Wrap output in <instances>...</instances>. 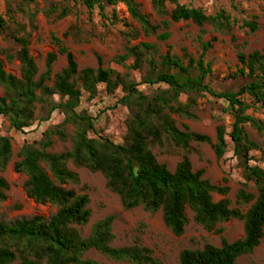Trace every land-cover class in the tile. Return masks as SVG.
<instances>
[{
  "label": "trees",
  "instance_id": "trees-1",
  "mask_svg": "<svg viewBox=\"0 0 264 264\" xmlns=\"http://www.w3.org/2000/svg\"><path fill=\"white\" fill-rule=\"evenodd\" d=\"M2 1L0 39L5 47L0 49V119L16 132L48 122L54 113L60 114L62 121L48 126L37 141L24 143L15 154L12 169L25 177L24 194L53 212L46 217L0 219V264H99L86 258L89 251L113 262L159 264L139 239L127 246H112L113 216L96 221L83 236L81 229L88 225L91 212L88 187L81 184L77 173L80 169L100 174L123 210L140 208L150 215L159 213L174 237L185 233L186 211L195 225L219 236L218 246L204 243L181 250L177 264H239V258L252 254L264 238V170L252 165L253 153H259V161L264 163V121L247 112L264 113V46L249 53L236 50L235 69L227 76L236 86L216 92L211 83L217 78L206 60L218 42L215 37L205 39L206 33L200 30L195 38L197 55L182 49L178 56L170 48L162 53L156 44L134 42L140 36L167 41L171 24L179 22H190L199 29L208 26L217 35H227L237 21L224 9L206 14L178 0H150L154 15L164 18L159 27L136 0H41L42 9L36 0ZM120 4L136 27L118 16L114 8ZM167 4L173 7L169 13ZM77 6L85 9L88 21L97 12L101 22L121 24L125 29L120 35L124 53L114 58L125 73L103 68L100 58L96 68L79 69L64 43L68 37L81 40L75 24L61 36L50 34L54 51L45 55L40 71L30 53L36 16L41 12L57 22L74 14ZM107 8H113L110 14ZM256 21L252 17L243 21L242 27L254 33L259 29ZM59 56L65 57V66L54 73ZM127 60L131 61L129 66L124 64ZM13 62L18 64L17 75L5 69V63ZM134 73L140 75L139 82ZM140 85L147 91L139 90ZM99 86L108 96L120 91L119 97L114 96L115 105L127 111L120 142L104 135L97 129L96 120L81 109L83 97L94 100ZM204 97L214 101L218 114L230 119L227 129L220 116L214 117L217 125L213 139L180 122L198 119L199 102ZM246 126L256 132L260 143L250 138ZM57 143L68 146L54 152ZM192 144L209 145L217 161L231 147L243 179L235 194V204L241 208L233 207L225 198L229 193L226 179L214 185L204 178L203 169L193 170ZM156 150L181 153L173 171L158 162ZM12 157L11 139L0 135V209L10 188L2 173ZM248 184H252L253 192L247 190ZM213 195L221 198L214 201ZM232 220L242 222L243 234L229 242L216 226Z\"/></svg>",
  "mask_w": 264,
  "mask_h": 264
},
{
  "label": "rangeland",
  "instance_id": "rangeland-1",
  "mask_svg": "<svg viewBox=\"0 0 264 264\" xmlns=\"http://www.w3.org/2000/svg\"><path fill=\"white\" fill-rule=\"evenodd\" d=\"M39 8H43L41 0H36ZM58 2L61 0H52ZM180 4L192 8H200L206 14H214L220 9L227 11L231 18L237 21V25L227 35H217L208 26L199 29L190 22H179L171 24L169 28L170 38L167 41L159 42L155 37H144L135 41L148 42L156 44L160 52H165L168 48L172 53L180 56L182 49H186L189 53L197 55L198 46L195 38L200 30L206 35L205 39L215 37L217 43L209 52L206 60L211 63L212 71L217 79L211 83V88L216 91L225 89H233L235 83L228 79V74L235 69L236 66V50L249 53L253 50H260L264 46V0H178ZM140 5L141 11L151 17L153 24L161 27L164 18L154 15L151 8L150 0H136ZM172 6L167 4L165 10L169 13ZM113 8H107L106 13L110 14ZM118 16L127 19L129 24L136 27L129 19L126 9L123 5L114 8ZM0 12H4L3 1L0 0ZM252 17H256L258 30L250 33L242 27L243 21H249ZM75 24L81 31V40L74 41L70 37L64 39L65 46L73 54L79 69L96 68L97 58H100L102 67L112 69L120 74L125 73V69L121 65L114 62V58L124 53L123 42L121 41V32L125 29L121 24L110 26L107 22H101L94 12L91 21L87 20L86 11L83 7L77 6L74 14L54 22L45 18L40 12L35 19L36 30L30 39V53L35 59L40 71L43 70V62L45 55L53 52L54 48L50 43V34L61 36L66 29ZM163 30H160L162 32ZM5 45L0 39V49ZM126 66L131 64L130 60L124 63ZM65 66V57L59 56L57 62L53 66V72L57 73ZM7 72L15 75L18 74V64L5 63ZM134 79L139 82L140 75L133 74ZM141 91H147L144 85L138 86ZM1 93V90H0ZM119 97L120 91L117 90L115 95ZM108 96L103 91V86L98 87L97 97L89 101L86 97L81 100V109L86 110L96 121V127L103 132L104 135L110 137L115 142H120L124 134V120L127 115L125 108L115 105V97ZM213 100L204 97L199 102L198 119L196 121H180L187 125L193 132L204 134L210 138H214V131L217 122L214 117L220 116L222 123L227 127L230 119L226 115L218 114L216 107H213ZM248 115L253 118L264 121V113L262 111L249 110ZM62 121V116L54 113L50 120L43 124H34L30 128L22 132H16L9 128L5 119H0V135L11 139L13 145V157L2 176L8 182L10 188L7 193V199L0 209V219L13 220L20 217H28L32 215L48 216L53 210L49 206H40L28 199L23 192L22 183L25 177L15 173L12 169L13 163L16 161V152L24 143L37 141L41 133L51 125H56ZM246 131L250 138L257 143L261 139L256 132L249 126ZM229 142V141H227ZM68 144H55L54 152H59ZM193 154L190 156V162L193 170H204V178L208 179L214 185H221L222 179H226V186L229 189L227 198L233 207L241 208L235 204L236 191L241 188L243 179L240 169L236 168L235 160L232 157L231 147L228 146L226 154L220 161H217L214 154L207 144H192ZM159 163L164 164L170 171L174 170L176 163L181 158V153L164 154L155 151ZM255 159L252 165H256L264 170V163L259 161V153H253ZM82 185L88 187L87 194L90 199L89 210L91 216L88 225L81 229L83 236H87L90 226L96 221L106 217L113 216L115 218L112 230L114 233V241L112 246L121 247L132 244L136 239L140 243L149 248L153 252V257L159 264H177L178 256L181 250L188 248H199L204 243L214 246L219 245V236L214 233H208L200 226L195 225L191 221V213L186 211L188 225L185 233L181 237L172 236L164 227L161 215H150L142 211L140 208L125 211L122 209L119 198L107 191L105 188V180L98 173H90L84 169L77 170ZM249 191L253 192L252 184H248ZM221 197L213 195V200L217 201ZM216 229L222 230L223 237L229 241H235L242 237V222L228 221L216 226ZM86 258L94 260L99 264H128L122 262H113L105 259L94 251H89ZM239 264H264V238L260 245L252 254L243 256L238 259Z\"/></svg>",
  "mask_w": 264,
  "mask_h": 264
}]
</instances>
